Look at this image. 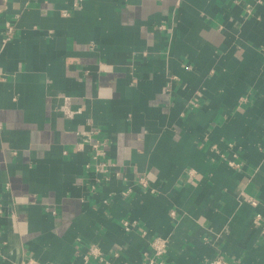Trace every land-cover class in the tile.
Returning a JSON list of instances; mask_svg holds the SVG:
<instances>
[{
  "label": "crops",
  "instance_id": "1",
  "mask_svg": "<svg viewBox=\"0 0 264 264\" xmlns=\"http://www.w3.org/2000/svg\"><path fill=\"white\" fill-rule=\"evenodd\" d=\"M0 203V264H264V0H0Z\"/></svg>",
  "mask_w": 264,
  "mask_h": 264
},
{
  "label": "built area",
  "instance_id": "2",
  "mask_svg": "<svg viewBox=\"0 0 264 264\" xmlns=\"http://www.w3.org/2000/svg\"><path fill=\"white\" fill-rule=\"evenodd\" d=\"M5 24H6L5 25L6 37L3 39V42L11 38L13 35L12 24L9 21L5 22ZM90 133L96 134V131H90ZM86 140L89 142V145L91 147V155H90V161L85 165V167L87 169H92L95 173H101L103 175V179L107 180L109 177V173L115 167V163L108 158V154L105 150L106 142L96 138L93 135H91V137H88V139ZM99 180L101 181V179ZM141 180H142L141 182H143V179ZM8 188L9 185L6 184L5 190H8ZM251 203H255V202L251 200ZM3 213H4V208L0 203V216L3 215ZM256 219L263 223V228H264V215L257 214ZM124 224L128 227V221H124ZM164 247H165V243L158 239L157 242L152 245L154 254L161 255L163 253ZM87 255H91L96 258L98 257L100 260L102 259L100 253L98 251H95L94 248L89 249ZM16 264H37V263L34 259L27 257V258H21ZM206 264H226V263L219 257H215L209 259Z\"/></svg>",
  "mask_w": 264,
  "mask_h": 264
}]
</instances>
